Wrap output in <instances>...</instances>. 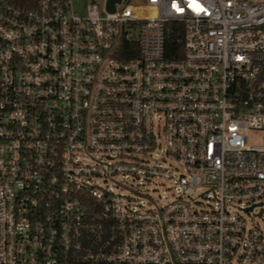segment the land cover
<instances>
[{
	"label": "built area",
	"instance_id": "obj_1",
	"mask_svg": "<svg viewBox=\"0 0 264 264\" xmlns=\"http://www.w3.org/2000/svg\"><path fill=\"white\" fill-rule=\"evenodd\" d=\"M108 1L0 0V264H264V0Z\"/></svg>",
	"mask_w": 264,
	"mask_h": 264
},
{
	"label": "rangeland",
	"instance_id": "obj_2",
	"mask_svg": "<svg viewBox=\"0 0 264 264\" xmlns=\"http://www.w3.org/2000/svg\"><path fill=\"white\" fill-rule=\"evenodd\" d=\"M91 3L97 4L100 7L101 0H74L75 8L80 10V12L85 11L86 7ZM250 139L256 143L262 142V138L258 135H252ZM168 187H170L168 182L152 178L150 181H146L140 185V189L147 193L142 198L146 201V204H152V202L163 203L171 197L172 190L168 189ZM196 192H198L196 189L190 190L192 194H196ZM162 195H165V197H161ZM258 222L261 225L263 224L261 220H258Z\"/></svg>",
	"mask_w": 264,
	"mask_h": 264
},
{
	"label": "trees",
	"instance_id": "obj_3",
	"mask_svg": "<svg viewBox=\"0 0 264 264\" xmlns=\"http://www.w3.org/2000/svg\"><path fill=\"white\" fill-rule=\"evenodd\" d=\"M177 37L178 35L170 36L166 43V46L171 47L173 50L175 49L174 52H177L178 48L180 47L176 42Z\"/></svg>",
	"mask_w": 264,
	"mask_h": 264
},
{
	"label": "water",
	"instance_id": "obj_4",
	"mask_svg": "<svg viewBox=\"0 0 264 264\" xmlns=\"http://www.w3.org/2000/svg\"><path fill=\"white\" fill-rule=\"evenodd\" d=\"M115 1L118 2L119 0H109V1H108V6H107V8H108V10L111 11V12L114 11V2H115Z\"/></svg>",
	"mask_w": 264,
	"mask_h": 264
}]
</instances>
